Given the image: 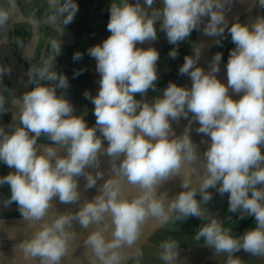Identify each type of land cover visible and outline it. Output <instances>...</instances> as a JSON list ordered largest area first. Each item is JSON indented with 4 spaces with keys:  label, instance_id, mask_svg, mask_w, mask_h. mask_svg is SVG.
I'll return each instance as SVG.
<instances>
[{
    "label": "clouds",
    "instance_id": "1",
    "mask_svg": "<svg viewBox=\"0 0 264 264\" xmlns=\"http://www.w3.org/2000/svg\"><path fill=\"white\" fill-rule=\"evenodd\" d=\"M50 3L61 15L66 13L64 25L72 23L79 11L76 0ZM160 3L158 8L153 7L156 0L111 3L106 26L110 35L87 50L99 74L96 95L84 92L94 105L93 126H88L83 115L75 114L65 96L57 94L58 88L69 87V81L52 70L55 57L61 53V43L53 39L52 55L28 71L33 81L52 83H37L23 94L18 101L20 125L11 133L0 127V162L12 170L0 177V186L10 188L6 205L15 202L24 219L43 221L32 238L20 244L26 256L39 257L41 264H60L75 235L68 231L74 220L84 229L97 225L85 244L99 264H122L124 257L119 250L137 241L147 220L156 218L164 223L173 212L179 213L177 219H207L196 239L203 237L216 253H227V264H241L232 255L241 250L264 256V16L251 24L236 21L229 27L225 15L228 0ZM258 3L264 6V0ZM8 19V12L0 10V26ZM50 19L55 22L56 17ZM201 26L209 37L223 36L227 29L235 45L227 59V83L217 77L223 54L216 52L205 71L198 66L201 48L197 45L191 55L184 56L178 69L179 75L190 77L191 87L170 81L161 95L148 102V91H156L159 52L137 45L156 41L158 32L165 34L169 44L179 45ZM169 56L176 59L178 48L174 47ZM81 58L79 51L74 53V60ZM6 71L10 69L0 67V75ZM80 74L77 71L74 76ZM230 89L242 95L234 99ZM3 103L0 97V110ZM182 117L189 119V124L177 136L172 124ZM193 122H198L197 134L211 140L203 153L205 174L198 188L192 186L195 169L185 170L199 159L198 145L190 137ZM42 135L52 143L41 151L36 145ZM105 141L107 147L103 148ZM60 148L66 150L65 155L59 154ZM101 154L111 159L112 175L101 185L99 194L76 213L45 221L53 198L64 204L79 200L77 177L86 178V188L96 186L103 173L93 175L86 169L99 168ZM182 170L184 190L165 206L166 194L158 195V189ZM125 183L137 188L138 193L125 195ZM210 188L221 195L227 193L229 211L240 210L254 217L255 227L234 237L217 219L205 216L201 202L212 199ZM109 230L110 239L106 235ZM161 248V259L172 264L178 257L176 242L165 241Z\"/></svg>",
    "mask_w": 264,
    "mask_h": 264
},
{
    "label": "crops",
    "instance_id": "2",
    "mask_svg": "<svg viewBox=\"0 0 264 264\" xmlns=\"http://www.w3.org/2000/svg\"><path fill=\"white\" fill-rule=\"evenodd\" d=\"M112 2L113 0H76L79 11L72 23L64 25L63 18L66 13L61 15L50 0H0V10L9 14L5 25L0 26V67L10 69V72L0 75V97L4 102L3 109L0 110V123L7 122L13 112L20 113L18 101L37 83H52L33 81L28 71L33 66H41L52 55L50 42L53 39L61 43V53L55 57L52 70L58 75L66 76L69 81V87L58 88L57 94L65 96L72 103L76 115L86 116L91 113L94 117V105L84 97V92L96 95L99 74L96 72V61L87 50L101 44L110 35L106 26ZM153 7H162L160 0H156ZM52 16L56 17L55 22L51 21ZM137 46L156 48L159 52L158 78L167 72L163 69L169 63V52L173 45L168 43L163 32H158L156 41ZM4 49L8 52L6 56ZM77 51L82 54L80 60L73 59ZM77 71L81 74L74 76ZM167 84L168 81L163 82L161 87H166ZM157 89L156 82V91ZM156 91L150 89L147 94ZM261 151L264 154V146H261ZM208 192L212 194V199L206 203L201 202L205 216L217 219L234 237H241L247 230L255 227L254 217H249L240 210L229 211L227 193L221 195L216 188H210ZM196 198L198 201L201 199L199 194ZM178 215L179 213L174 212L167 223L151 236L148 243L127 264H167L161 259V244L165 241H175L177 244L178 257L172 264H227V253H216L203 237L196 239L200 228L208 220L197 217L177 219ZM232 255L241 264H264V256H253L243 250Z\"/></svg>",
    "mask_w": 264,
    "mask_h": 264
},
{
    "label": "water",
    "instance_id": "3",
    "mask_svg": "<svg viewBox=\"0 0 264 264\" xmlns=\"http://www.w3.org/2000/svg\"><path fill=\"white\" fill-rule=\"evenodd\" d=\"M250 8L254 5H257L258 9L261 12H264V6H261L258 3V0H249ZM200 46L201 48V56L198 62V66H201L205 69V71L209 70L210 62L208 59V50H203L201 46V40H200V30H194L192 32V49L194 46ZM226 60H221L220 62V72L217 74L218 79L221 80L223 83H227V71H226ZM191 79L187 76V78L180 84L184 87H191ZM230 94L233 96L234 99H238L239 95L229 90ZM19 114L17 112H13L11 118L4 123H0V127H3L5 129V132L11 133V131L14 130L16 126L20 125L19 120ZM189 119H191V115L189 116ZM189 119L181 118L180 121L173 122L172 127L175 130V133L177 136L182 135L185 127L189 124ZM198 127V122H193L191 125V131H190V137L194 144L198 145L197 151L199 155V159L195 164L186 165V169H192L194 168L195 171L191 173V179H192V186L193 187H199L200 179L205 174V170L203 167L204 163V156L203 153L206 151L207 147L211 143L210 137L204 135V134H197L196 128ZM52 142H40L37 141V148L41 151L43 150V147L45 145H49ZM58 147V146H57ZM107 147V142H104L103 148ZM102 148V153H103ZM59 154L65 155L66 150L63 148L59 149ZM122 159V157H121ZM120 160L115 161V163L118 165ZM112 161L111 159L104 154H101L100 156V165L99 168H87L86 171L91 172L93 175L96 174V172H102L103 176L101 179L97 181L96 186L92 188H86V178L84 176L77 177L78 180V191L80 193V198L78 201L74 203L64 204L61 203L58 199V197L54 198L52 201V207L49 209L48 216L53 215L57 210L60 208H66V213H76L79 211V209L88 201L92 200L94 196L99 194V189L101 185L112 175L111 170ZM183 170L180 175L173 177L166 181L163 185H161L158 189L157 194H166L165 199V206L168 202H170L176 194L183 191L184 189L181 187L182 181H183ZM138 189L133 186H128L125 183V191L124 194L132 197L138 193ZM18 208L17 206H6L3 207L0 205V208L7 211H17L15 208ZM174 214L171 213L169 216V219ZM45 217V218H46ZM23 218V217H22ZM44 218V220H45ZM15 219V218H12ZM168 219V220H169ZM9 219H0V234H8L11 233L10 240L4 245L2 252L0 253V264H41V259L39 257H29L26 256L25 253H20L22 250L20 248V244L23 242L19 237H32L34 235V230H32V227L34 225H40L43 223L36 222L33 223L31 221H28L24 219L18 226H9L5 227L4 224ZM167 220V221H168ZM159 222L156 218H149L147 222L141 227L140 235L137 239V241L131 245V247L127 250V252L123 253V261L122 264H127L140 250L141 248L148 243L151 236L160 228H162L166 223ZM97 227V225L93 224L90 225L89 228L84 229L80 226L78 221H73L72 226L68 229L69 232H74L75 235L69 240L68 242V251L66 255H64L61 258L60 264H73L77 261H79L82 257L85 256L87 252H91V249L88 245L85 244V240L87 236ZM106 235L108 238H111V232L110 230L106 232ZM24 252V251H23Z\"/></svg>",
    "mask_w": 264,
    "mask_h": 264
},
{
    "label": "rangeland",
    "instance_id": "4",
    "mask_svg": "<svg viewBox=\"0 0 264 264\" xmlns=\"http://www.w3.org/2000/svg\"><path fill=\"white\" fill-rule=\"evenodd\" d=\"M264 9V8H263ZM244 18V17H243ZM243 18H240L238 21H241ZM247 21H243V23H246ZM219 44H215L213 48V52H221L223 54L222 60L228 59L229 52L232 48L235 47V45L231 42L230 35L228 31L221 36L219 39ZM216 41V42H217ZM176 47L178 48V56L176 59L170 58L169 63H166L164 65V69L166 70L164 74H161V76L158 78L157 84H158V89L156 92L152 94H147L145 99L147 101L151 99H155L159 95L162 94V91L165 87H161L163 85V82L168 83L170 81L177 83L180 85L186 78L187 76H181L178 74V69L182 65L184 56L185 55H191L192 54V33L191 35L183 42L179 43V45H173V48ZM213 56V55H212ZM211 56H210V61H211ZM158 70H160L158 68ZM151 97V98H150ZM137 99H141L140 96L136 97ZM84 119L86 120L88 126L89 125H94L95 124V117H92L91 113L88 115L84 116ZM31 135V134H30ZM37 141L40 142H51L48 140V138L44 135H42ZM11 169H9L6 165H4L2 162H0V177H3L7 175ZM11 192L10 188L7 184L0 186V198L3 199L5 202L10 198ZM56 198V197H55ZM54 199V198H53ZM10 205H17L15 202L11 203ZM15 217H22L19 211H7L3 210L0 208V219H12Z\"/></svg>",
    "mask_w": 264,
    "mask_h": 264
},
{
    "label": "bare ground",
    "instance_id": "5",
    "mask_svg": "<svg viewBox=\"0 0 264 264\" xmlns=\"http://www.w3.org/2000/svg\"><path fill=\"white\" fill-rule=\"evenodd\" d=\"M225 15H226V19L228 21L229 27H230L233 22H236L240 18H243V17L244 18L241 21H239L240 23H243V21L246 20L247 24H251L255 21L256 17L264 16V12H261L258 9L257 5H254L250 8L249 0H228V3L225 4ZM202 27L203 26H201V30H200L201 46L203 50H206V51L208 50V54H209L208 59H209V62H211L210 56L212 57V55L215 54V52H213V48L216 44L217 39H219L221 36L209 37L203 34ZM226 31L227 29L225 30V33ZM0 205L3 207L10 206V204L6 205V202L1 198H0ZM12 206H17V205H12ZM15 209L19 211L17 207ZM65 213H66V208L65 207L60 208L53 215L46 217L45 221L51 222V220L54 219L57 215L65 214ZM23 220L24 218L22 217H15V219H9L7 220V222L2 223V224H4L5 227L18 226ZM39 227H41V224L34 225L32 227V230H34L35 232ZM11 236H12L11 233L0 234V253L2 252L4 245L10 240ZM19 238L24 242L26 240L31 239L32 237L25 236V237H19ZM130 247L131 246L124 245L119 251L123 254L127 252V250ZM20 253L21 254L24 253L23 250H21ZM73 264H99V262L95 260L94 254L92 252H87L84 257H82L79 261Z\"/></svg>",
    "mask_w": 264,
    "mask_h": 264
},
{
    "label": "flooded vegetation",
    "instance_id": "6",
    "mask_svg": "<svg viewBox=\"0 0 264 264\" xmlns=\"http://www.w3.org/2000/svg\"><path fill=\"white\" fill-rule=\"evenodd\" d=\"M3 53L5 54V56L8 55V54H7L8 52L6 51V49L3 50ZM84 116H85V115L83 114V117H84Z\"/></svg>",
    "mask_w": 264,
    "mask_h": 264
}]
</instances>
